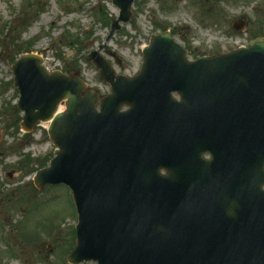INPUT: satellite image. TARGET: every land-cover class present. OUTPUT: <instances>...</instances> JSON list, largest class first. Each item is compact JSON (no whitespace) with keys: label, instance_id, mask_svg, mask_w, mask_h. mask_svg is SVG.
<instances>
[{"label":"water","instance_id":"95a60500","mask_svg":"<svg viewBox=\"0 0 264 264\" xmlns=\"http://www.w3.org/2000/svg\"><path fill=\"white\" fill-rule=\"evenodd\" d=\"M134 1L113 0L110 35ZM87 59L111 87L101 100L37 55L12 66L22 130L48 123L57 148L34 184L65 185L76 205L68 262L264 264V39L189 62L169 32L153 34L133 78Z\"/></svg>","mask_w":264,"mask_h":264},{"label":"rangeland","instance_id":"374dc122","mask_svg":"<svg viewBox=\"0 0 264 264\" xmlns=\"http://www.w3.org/2000/svg\"><path fill=\"white\" fill-rule=\"evenodd\" d=\"M131 18L113 34L112 0H0V264H67L76 211L65 186L35 188L55 146L48 124L25 134L11 67L37 54L47 71L76 72L101 95L109 92L87 56L97 51L116 75L137 72L156 31L171 30L195 54L228 53L264 37V0H135ZM246 21L242 31L233 22ZM6 218V219H5Z\"/></svg>","mask_w":264,"mask_h":264},{"label":"flooded vegetation","instance_id":"af4514ba","mask_svg":"<svg viewBox=\"0 0 264 264\" xmlns=\"http://www.w3.org/2000/svg\"><path fill=\"white\" fill-rule=\"evenodd\" d=\"M180 43H181V46L187 51L188 59L190 61H194V60L204 56V55L195 54L194 49H192L188 44H186L184 42H180ZM141 67H142V58H141V61L138 64V68H137L138 70H137V72L134 75H138L140 73ZM106 88L109 90V86L108 85H106ZM171 96L173 98L177 99V100L180 99L179 94L176 93V92H172ZM202 158L207 160V161L211 160V156L206 155V154H203ZM170 173H172V171L163 172L162 174L168 176V175H170ZM87 264H93V263H87Z\"/></svg>","mask_w":264,"mask_h":264}]
</instances>
